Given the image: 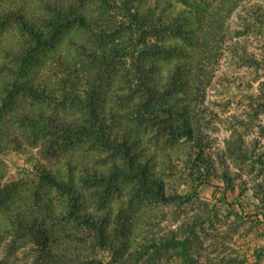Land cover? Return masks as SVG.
Wrapping results in <instances>:
<instances>
[{"label": "rangeland", "instance_id": "1", "mask_svg": "<svg viewBox=\"0 0 264 264\" xmlns=\"http://www.w3.org/2000/svg\"><path fill=\"white\" fill-rule=\"evenodd\" d=\"M7 1L0 0V8ZM191 1L193 5L186 6L167 0L164 7L171 15L182 12L193 30L190 44L180 37L175 39L188 52L183 61L191 68L188 90L179 97L190 102L206 168L194 163L195 142L134 118L133 101L120 88V67L105 69L87 63L101 104L118 113L116 121H108L111 133L129 134L140 160L162 180L163 189L157 196L151 188H139L132 179L122 178L117 180L121 190L110 192L105 207L99 206L92 191L85 190L84 199L89 210L101 213L110 209L115 215L123 209L130 215L131 235L124 256L135 255L151 235H184L190 229L196 235L192 260L184 261L171 249L160 255L145 254L129 264H264V164L253 157L264 160V13L254 14L257 9L264 11V0ZM142 5L158 10L156 0H143ZM88 9L94 15L99 11L94 1L88 2ZM72 37L88 46L92 43L84 30L70 25L55 43L39 52L28 74L55 85L57 79L50 68L58 56L77 54ZM14 38L18 40L15 25L0 34V40ZM5 61L0 53V65ZM169 64H160L161 73L167 72ZM11 75L0 69V85ZM17 103L64 119L80 115L79 101L74 105L18 96ZM25 141L23 154L8 151L0 157V208L18 205L39 192L40 203L50 207L48 226L55 244L70 254L89 250L94 244L89 230L68 220L63 198L41 180L34 165L63 172L66 159L73 158L105 170L123 159L85 135L59 139L53 151L48 150L51 148L43 137ZM191 174H200L207 182L197 185ZM224 176L227 181L222 180ZM12 243L0 244V264H30L34 244L26 240ZM95 259L94 264H120L107 251H97ZM82 260L74 264H86Z\"/></svg>", "mask_w": 264, "mask_h": 264}, {"label": "trees", "instance_id": "2", "mask_svg": "<svg viewBox=\"0 0 264 264\" xmlns=\"http://www.w3.org/2000/svg\"><path fill=\"white\" fill-rule=\"evenodd\" d=\"M90 1L98 5L96 15L88 9ZM166 1L156 0L158 10L143 6V0H8L0 8V34L10 25H15L18 34V40H0V53L6 60L0 69L12 73L0 85V157L8 151L23 154L26 139L43 137L51 148L48 150L53 151L59 139L85 135L95 145L123 159L105 170L73 158L66 159L63 172H52L40 163L34 165L41 180L63 198L68 220L87 228L94 244L82 253L62 251L51 239L49 204L40 203V194L36 192L32 199L0 208V244L31 241L35 248L30 264H74L81 257L86 264H94L97 251H107L120 264H129L131 259L138 260L145 254L160 255L163 251L169 253L171 249L177 251L173 255L184 261L192 260L193 243H197L192 229L184 235L179 232H172L170 236L151 235L135 255L124 256L131 235L130 215L123 209L115 215L110 209L101 213L89 210L84 199V191H92L99 206L105 207L110 192L121 190L117 180L122 178L132 179L139 188H151L157 196H161L163 189L162 180L140 160L129 134L111 133L108 121H116L118 113L101 104L87 63L105 69L120 67L123 70L120 88L133 101L134 118L195 142L194 163L198 168H206L207 160L198 147L202 142L190 102L179 97V93L188 90L191 68L183 61L188 52L175 39L180 37L190 44L193 30L182 12L174 15L168 12L164 7V4L168 6ZM177 1L193 5L191 0ZM258 13L263 15L264 11L254 12ZM70 25L84 30L92 43L88 46L71 38L77 54L56 58L50 68L57 79L55 85L32 78L28 69L36 56L55 43ZM162 62L170 63L165 74L160 71ZM18 96L40 101H70L74 105L79 101L80 115L64 119L39 108L20 106ZM253 157L255 162L264 164L262 157ZM189 177L197 185L207 182L200 174ZM222 180L227 178L224 176ZM2 194L0 188V204Z\"/></svg>", "mask_w": 264, "mask_h": 264}]
</instances>
